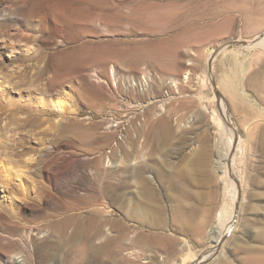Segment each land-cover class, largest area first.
<instances>
[{"label": "rangeland", "instance_id": "1", "mask_svg": "<svg viewBox=\"0 0 264 264\" xmlns=\"http://www.w3.org/2000/svg\"><path fill=\"white\" fill-rule=\"evenodd\" d=\"M262 34L264 0H0V167L21 184L11 191L14 203L0 207L9 218L0 224V252L35 260L23 264H190L192 256L212 252L213 235L185 237L188 243L168 253L147 239L161 232L144 227L146 239L128 233L93 259L84 252L105 238L67 246L51 227L71 220V237L88 216L76 199L103 190L99 178L121 180L127 151L153 146L155 155L141 161L196 170L201 185L191 189L208 196V225H232L223 247L201 264H243L263 249L264 46H251ZM35 99L56 102L60 117L35 115ZM151 111L154 121L167 120V139L149 137ZM108 203L111 218L121 219ZM161 205L169 233L170 202Z\"/></svg>", "mask_w": 264, "mask_h": 264}, {"label": "bare ground", "instance_id": "2", "mask_svg": "<svg viewBox=\"0 0 264 264\" xmlns=\"http://www.w3.org/2000/svg\"><path fill=\"white\" fill-rule=\"evenodd\" d=\"M142 19L144 18L142 17ZM263 35L264 34L260 35L261 37L259 39L257 38L251 46H264ZM98 54H102V52ZM30 105H32L35 115H38L39 117L52 115L60 117L59 115L61 113L58 115V110H56L58 106L56 102L45 104L40 100L35 99L32 103H30ZM12 115L14 116L15 112ZM153 116V111H151L147 116V122L150 123L151 120H153L150 126L149 137L152 138L153 142H157L166 138L171 133V127L165 118L154 121ZM26 120L27 119H25L24 123L28 121ZM58 123L59 122L55 120L54 124L56 125L54 128H59ZM35 126L37 128L39 127L38 124ZM69 128L71 137L74 138L77 135L75 131L77 129L76 122L72 121ZM157 151V148L154 146L148 149L141 148L140 150L132 148L124 154L123 176L121 177V180L119 179L115 183H112L99 178L103 181V190L96 189L90 197L76 199L79 203V209L86 210L88 216L85 219V222L79 223L78 221L74 224L75 227L71 237L66 234V229L72 225L71 220L64 219L51 225L54 230L58 231L60 236L59 238L62 243L67 246H71L73 242L75 244L76 241H83L86 245H89L94 238H105L104 244L101 247H93L90 245L88 252H84V250L81 252L77 251V255H81V253L84 252L88 254L89 257L94 259V257L100 254L102 250V252H107V246L120 239H124L125 235H129L128 233L137 232L134 239L136 242L146 239L148 235L145 236L143 234V228L146 227L149 231L161 232L160 234H155L154 236H152L154 233H151V236L147 239L157 242L162 246L165 244L168 246V253H174L178 243H188V236H197L204 239L205 234L206 236L213 235L214 246L212 252L204 255H200V253L198 256L195 254L196 256H192L191 261L189 259L187 260L191 262L190 264H201L207 259L213 257L215 252L219 249L218 246H220V248L223 247L226 241L225 238L231 233L232 225H229V227H226L223 230L221 229L220 231L216 225H208L212 214L211 209L208 206L206 207V205L210 203H208V196L201 191H192L191 189L194 188L193 186L195 184L197 186L201 185V182L194 177V171L196 170H175L170 167L168 169L165 162H157L155 157L156 161H153L151 165H147L141 161L144 154L153 156ZM224 159H226V163L230 162V156L228 153L224 155ZM206 162L207 154L206 152H201L196 164L200 173L204 170ZM149 171L154 179V182L151 181V177L146 176V173ZM0 172L2 174V180L0 182V207L3 209V206L6 204L10 206L14 203L15 200L13 201L11 191H20L21 184H17L13 181L11 176L12 174H9V171L6 170L5 167L4 169L0 167ZM97 176L99 177L100 173H98ZM116 186H120L123 191V205L120 203L116 204L117 200L115 197L119 195ZM38 197H42V192L38 193ZM119 198L120 197H118V199ZM162 199H166L170 202L168 211H170L172 215L170 223L175 228L174 230L171 229V226L167 225L166 218L164 216L165 209L161 205ZM184 200H196L198 203L196 205L192 204L186 206V204L184 205L183 203ZM108 201L116 204L115 209L120 213L121 219L111 218L113 215ZM212 207H214L213 204L211 208ZM6 218H4V216H0L1 225L8 224L7 222L9 221V218ZM126 222H130L132 224L128 225ZM167 226L171 227L169 230L171 232L169 233L163 232ZM208 226L210 228L207 231ZM113 230H115V232L117 231V237L111 235ZM23 231L27 232L28 230L26 229ZM37 231L40 232L42 230L38 229ZM174 233H177L178 235ZM7 234L13 239L14 232H7ZM260 238L262 245L264 246V232ZM42 248L43 244L37 246L35 254L39 255ZM15 257L16 255L13 254V252L3 249L0 252V264L3 263L4 260L7 261V264H23L26 258L33 259V257L28 254L25 256L21 255L23 260L22 262H19ZM89 264H91V262ZM220 264H230V262L222 260ZM243 264H264V248L254 250V253L252 252V255L243 261Z\"/></svg>", "mask_w": 264, "mask_h": 264}, {"label": "water", "instance_id": "3", "mask_svg": "<svg viewBox=\"0 0 264 264\" xmlns=\"http://www.w3.org/2000/svg\"><path fill=\"white\" fill-rule=\"evenodd\" d=\"M234 43H236V42H232V43H230V44H227L226 46H224V48H225V47H228V46H230V45H232V44H234ZM222 49H223V48H222ZM222 49H221V50H222ZM221 50L216 51V54H217L218 52H220Z\"/></svg>", "mask_w": 264, "mask_h": 264}]
</instances>
